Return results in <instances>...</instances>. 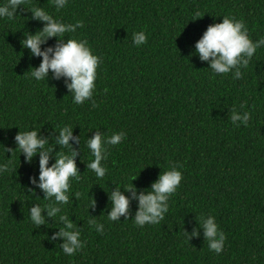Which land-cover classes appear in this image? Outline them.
<instances>
[{"label":"trees","instance_id":"1","mask_svg":"<svg viewBox=\"0 0 264 264\" xmlns=\"http://www.w3.org/2000/svg\"><path fill=\"white\" fill-rule=\"evenodd\" d=\"M24 7L83 22L64 36L86 40L101 57L91 100L74 104L64 78L51 79V71L48 80L31 78L42 58L21 40L43 22ZM223 16L243 20L253 41L264 37V0H68L59 11L53 0H26L14 19H0V162L12 161L0 175V264H264V46L240 79L213 73L195 44ZM140 30L147 42L137 47L132 34ZM56 41L49 38L42 48ZM234 107L249 113L247 126L228 120ZM65 125L80 136V144L70 141L79 151L80 179L70 180V200L62 206L84 244L71 257L60 238L48 239L61 226L58 217L38 228L29 219L33 204L49 203L42 190H27L35 187L29 178L38 177L39 155L28 163L18 150H5L15 149L19 130L41 128L47 137L53 126ZM96 130L126 134L107 146V172L99 179L86 167L93 159L86 139ZM173 164L183 179L159 224L136 226L135 200L127 220H107V192L116 184L136 178L138 190L148 189ZM207 215L226 235L220 254L208 249L203 229L191 235L197 218ZM93 217L104 225L101 232L89 224Z\"/></svg>","mask_w":264,"mask_h":264},{"label":"clouds","instance_id":"2","mask_svg":"<svg viewBox=\"0 0 264 264\" xmlns=\"http://www.w3.org/2000/svg\"><path fill=\"white\" fill-rule=\"evenodd\" d=\"M25 3L26 0H3L0 3V19H14L18 15L20 6ZM67 3L68 0H53L57 11L66 7ZM25 10L32 13L33 19L43 22L41 29L34 34L30 32L27 35L24 34V39L21 40L22 47L28 49L32 57L42 58L38 67L30 68L31 78L38 82L48 80L51 71V79L64 78L74 104H82L91 100L96 88L95 81L101 57L94 54L86 40L75 37H67L65 40L64 36L65 33H75L77 28L83 26V22L80 20L75 23L62 22L41 7H29ZM53 37L57 38L56 44L42 48V45ZM146 42L147 37L143 30L132 34V43L135 46L139 47ZM262 46H264V37L253 41L243 20H238L235 16H223L222 22L210 24L204 31L195 44V54H198L201 61H206L210 65L209 68L213 73L228 74L231 72L234 79H240L241 68H247L257 49ZM92 105L96 106L94 100ZM249 118L248 112L237 111L234 107L230 109L228 120L239 127L241 124L247 126ZM73 129L68 125L59 128L53 126L47 137L41 134V128L19 130L14 137L15 149L5 147V150L11 153L18 150L28 163H31L37 154L39 155L38 177L29 178V183L35 187L27 190L30 192H35L36 188L42 190L43 200L49 203L43 206L33 204L29 209V219L38 228L48 225L49 219L55 221L52 224H56L58 217L61 226L56 227L58 231L48 239L54 242L60 238L62 240L59 244L60 248L69 257L84 247L80 239L81 232L75 222L62 213V206L68 204L70 200V180L80 179V171L76 163L79 151L73 143H70L72 141L80 144V136H74ZM125 135V132L119 131L111 136H105L101 131L96 130L91 138L86 139V147L93 157L90 162L86 163V167L93 171L98 179L103 178L107 172L102 163L108 156L107 146L120 144ZM56 146L60 149L67 148L68 152L54 151ZM50 160H54L51 165ZM11 166L10 159L0 162V175L8 172ZM182 179L180 166L173 164L167 170H163L148 189L138 190L133 180L130 184L123 186L116 184L114 190L107 192L111 205L107 211V220L119 221L121 216L127 220L131 214L130 204L135 200L137 210L132 218L133 223L139 227L146 224H159L169 211V198L176 192ZM79 195V193L73 194L77 199ZM95 203L93 200L90 208H94ZM197 221L198 227L191 235L198 236L200 229H203L208 249L220 254L225 246L226 235L216 222L215 216H202L197 218ZM89 224L94 225L97 232H101L104 227L94 217L89 220ZM185 234L189 240L188 233L185 232Z\"/></svg>","mask_w":264,"mask_h":264}]
</instances>
